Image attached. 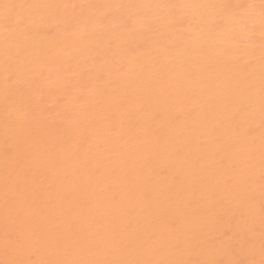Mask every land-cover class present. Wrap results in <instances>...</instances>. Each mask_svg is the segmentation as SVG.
Returning <instances> with one entry per match:
<instances>
[{"label":"bare ground","instance_id":"bare-ground-1","mask_svg":"<svg viewBox=\"0 0 264 264\" xmlns=\"http://www.w3.org/2000/svg\"><path fill=\"white\" fill-rule=\"evenodd\" d=\"M0 264H264V0H0Z\"/></svg>","mask_w":264,"mask_h":264}]
</instances>
